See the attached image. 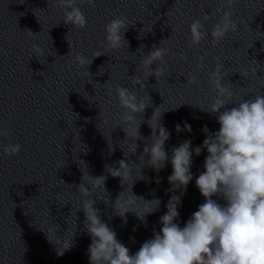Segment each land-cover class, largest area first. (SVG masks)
<instances>
[{
	"label": "clouds",
	"instance_id": "1",
	"mask_svg": "<svg viewBox=\"0 0 264 264\" xmlns=\"http://www.w3.org/2000/svg\"><path fill=\"white\" fill-rule=\"evenodd\" d=\"M236 2L237 0H218L219 7H216L211 15L204 13L202 18L193 19L189 26V47L202 45L209 35L212 46L218 47L229 33L237 32L239 22L233 18L232 12ZM85 4L92 9L96 8V0H55V6L64 10L63 23L78 30L87 26V17L81 10ZM216 14H220V18L209 34L205 30V23ZM128 28L127 18L122 15L110 20L104 25L105 47L118 50L124 43L128 45L124 36ZM23 31L29 39H33L37 34L28 28ZM165 40L167 39H162L159 46L153 44L147 54L143 53V45L138 49L142 53L141 66L145 70L144 75L147 79L155 76L158 83L160 78L168 74V62L165 58L172 55L171 49L161 47ZM69 47L68 54L73 51L71 45ZM31 50L35 57L44 56V50L39 44L33 43ZM103 55V51L97 50L91 58L78 53L72 59L78 66L79 74L91 77L89 67L95 58ZM186 58L181 55V59ZM204 59L203 56L197 57V71L204 69ZM215 61L214 69L208 72L213 100L207 109L198 107L216 116L219 130L209 132L207 126H204L202 132L205 139L201 146L193 150L191 140H184L171 148V157L165 150V142L170 139L171 133L160 122L166 111H160V106L153 108V113L147 121L152 130L151 136L145 139L140 135V126L143 123L142 114L146 108L152 106L151 97H140L136 91L120 84L116 85V97L123 109L119 116V127L125 133V138L119 141L125 142L128 148H122L125 149L124 158L112 165H105L110 175L120 178L122 185H127L126 182L132 178L133 165L139 167L142 176L141 167L145 163L159 171L170 162L172 173L168 177L171 185L169 191L180 189L183 195L193 179V152L199 156L202 149H206L204 171L200 172L195 180L204 202L181 227L176 222L180 215L178 206L181 204V196L172 195L166 205V213L159 218L162 225L160 230H154L153 238L143 242L139 250L131 254L129 248L117 239V233L101 219L99 209L94 207V194L98 191L107 192V177H93L90 174L85 177L83 174L82 182L77 185L78 193L83 198L78 210L84 213V228L91 238L87 250L89 264H264V95L250 93L247 99L241 96L234 101L236 93L233 84L225 79L229 75L226 71L229 67L225 66L219 56ZM154 63L156 67L152 69L151 65ZM80 69L84 71L81 73ZM37 73L41 76L43 74L42 71ZM103 73L104 67L101 66L96 74ZM239 73L243 77L248 75L246 70ZM147 79L136 75L130 77L134 88L139 86L144 90V81ZM186 79L188 84H199L195 75ZM175 130L177 133L191 132L192 128L184 122L183 128L177 123ZM0 136H9L8 130L0 127ZM137 140L150 143H145L142 153L137 157L140 163L129 164L127 158L135 155L139 148ZM21 148L19 143L10 142L3 148V152L12 157L18 155ZM109 150L114 153L115 147L109 144ZM132 185L131 196L123 198L127 186L113 205L114 215L122 218L125 223L127 213L134 212L138 219L144 221L146 214L157 211L161 203L159 199L147 201L138 197L132 192ZM213 197H219L224 203ZM138 200L146 202V210L143 213L137 211ZM151 205L154 207H149ZM62 246L63 251L58 249V255H63L64 251L72 246V238L65 239Z\"/></svg>",
	"mask_w": 264,
	"mask_h": 264
}]
</instances>
